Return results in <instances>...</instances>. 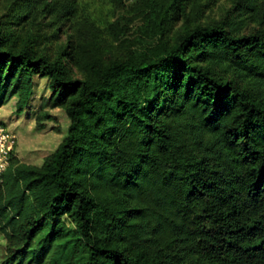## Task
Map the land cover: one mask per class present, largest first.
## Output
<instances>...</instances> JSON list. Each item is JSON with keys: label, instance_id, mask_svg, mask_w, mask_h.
<instances>
[{"label": "trees", "instance_id": "obj_1", "mask_svg": "<svg viewBox=\"0 0 264 264\" xmlns=\"http://www.w3.org/2000/svg\"><path fill=\"white\" fill-rule=\"evenodd\" d=\"M190 2L133 0L104 30L76 0H23L0 22V108L47 78L70 121L0 174V264H264V12L243 32L259 0L213 24ZM40 15L68 26L54 54Z\"/></svg>", "mask_w": 264, "mask_h": 264}, {"label": "rangeland", "instance_id": "obj_2", "mask_svg": "<svg viewBox=\"0 0 264 264\" xmlns=\"http://www.w3.org/2000/svg\"><path fill=\"white\" fill-rule=\"evenodd\" d=\"M23 0H0V22L10 21L16 9L22 4ZM81 16H89L96 24L105 30V26L112 21H115L120 15L127 14V10L131 7L133 0H76ZM120 1V0H119ZM235 0H191L189 10H193L189 22L213 24L225 18L229 10L234 8ZM17 3V5H16ZM256 11H249L246 14L243 32H249L257 25L256 18L263 14L264 8L259 0ZM236 9L233 12L235 17ZM39 21L42 22L41 33H54L59 27V40L53 39L49 43L44 44V49L48 53L54 54L59 46L63 44L68 37V26L55 23L52 15H40ZM184 20L177 19L172 27V32L175 33L181 29ZM23 24L15 26L20 32L26 34L31 29L37 31L39 27L30 23L28 17L22 22ZM50 25V26H48ZM75 75L80 76V73L75 69ZM37 86L34 87L33 93L29 96L25 108L21 114L17 112V101L21 95H15L7 104L0 108V122L16 135L15 154L18 158L28 164L40 165L44 157L54 151L63 137L67 134L69 126V118L65 111L60 107L52 108L46 106L51 95V89L48 86V79L41 78L37 81ZM40 109L48 111L53 118L45 120V128L40 130L37 128L36 115ZM6 125H5V124ZM5 245L4 238L0 235V256L2 255Z\"/></svg>", "mask_w": 264, "mask_h": 264}, {"label": "built area", "instance_id": "obj_3", "mask_svg": "<svg viewBox=\"0 0 264 264\" xmlns=\"http://www.w3.org/2000/svg\"><path fill=\"white\" fill-rule=\"evenodd\" d=\"M16 143V135L0 122V174L9 166Z\"/></svg>", "mask_w": 264, "mask_h": 264}]
</instances>
